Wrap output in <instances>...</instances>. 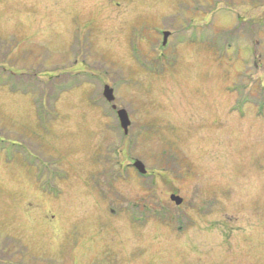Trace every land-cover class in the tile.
<instances>
[{"label": "rangeland", "instance_id": "1", "mask_svg": "<svg viewBox=\"0 0 264 264\" xmlns=\"http://www.w3.org/2000/svg\"><path fill=\"white\" fill-rule=\"evenodd\" d=\"M2 69L0 264H264V0H0Z\"/></svg>", "mask_w": 264, "mask_h": 264}, {"label": "flooded vegetation", "instance_id": "2", "mask_svg": "<svg viewBox=\"0 0 264 264\" xmlns=\"http://www.w3.org/2000/svg\"><path fill=\"white\" fill-rule=\"evenodd\" d=\"M188 22H190V23H192L194 25V23L192 21L181 20L180 23H181L182 27H185V24L188 23ZM193 25H189L190 27H187L186 26L185 29H184V32L183 33L181 32V35L185 36V34L187 32V29L193 30V29L197 28L196 26H193ZM199 27H200L199 28V31L198 32H195L194 34H192L191 36H189L188 37V40H189V43H191V44H198V45L200 44V46H205V45H207V31H206L207 24H206V21L202 22V24ZM161 31H162L161 33L163 35V39H162L161 46H162L163 49L169 48L170 47V45H169V43H170L169 38L172 37V34L173 33L170 32L169 30H165V28H164V30L162 29ZM166 31L169 32V35L167 37L166 43H164V40H165V38H164V32H166ZM183 36H181L182 38H179V41L177 40L178 41V44H184L185 39H184ZM196 41H199V42H196ZM253 48H248V49L250 50L251 56H253L252 58L255 59V57H256V51ZM161 52H163V55H165V51L164 50H162ZM163 55L160 54L158 57L163 56ZM158 57L157 58H153L152 60L159 61V58ZM140 59L143 60L142 58H140ZM254 65L256 67L258 66L256 62H254Z\"/></svg>", "mask_w": 264, "mask_h": 264}, {"label": "water", "instance_id": "3", "mask_svg": "<svg viewBox=\"0 0 264 264\" xmlns=\"http://www.w3.org/2000/svg\"><path fill=\"white\" fill-rule=\"evenodd\" d=\"M167 37H168V32H165L164 43H166ZM103 95L109 102H113L115 100L114 89L110 87L109 85L104 86ZM114 108H116V105H114ZM117 116H118L121 128L124 130L125 133H128L129 126L131 125V120H130L128 112L125 109L120 108L117 111ZM133 166L139 171V173L141 174L147 173L146 166L141 160L136 159L133 162ZM170 199L174 201L176 205H180L183 202V198L177 194H172Z\"/></svg>", "mask_w": 264, "mask_h": 264}, {"label": "trees", "instance_id": "4", "mask_svg": "<svg viewBox=\"0 0 264 264\" xmlns=\"http://www.w3.org/2000/svg\"><path fill=\"white\" fill-rule=\"evenodd\" d=\"M260 28H261V26H260ZM1 72H0V83L1 84H7V85H14V84H18V83H20L21 81H20V76H13V75H11V73L10 72H8V73H10V74H8V76H7V81L6 82H4V79H3V75L6 73L7 74V70H5V69H2V70H0ZM37 84L38 83H31L29 86H31L32 87V85H35L36 86V89H37ZM24 86H25V83L23 84ZM24 91L23 92H28V87L27 88H24L23 89ZM40 95L41 96H39V97H44V91L42 90L41 92H40ZM56 95H58V93L56 92ZM56 95H53L52 93H50V95L48 96L49 98H54ZM55 99V98H54ZM19 149H22V147H18ZM24 149V148H23Z\"/></svg>", "mask_w": 264, "mask_h": 264}]
</instances>
